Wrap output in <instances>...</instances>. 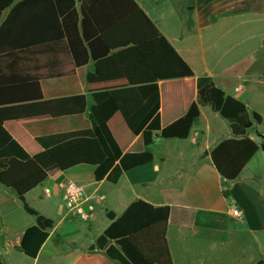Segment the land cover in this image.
Listing matches in <instances>:
<instances>
[{"label": "crops", "instance_id": "0c3cea01", "mask_svg": "<svg viewBox=\"0 0 264 264\" xmlns=\"http://www.w3.org/2000/svg\"><path fill=\"white\" fill-rule=\"evenodd\" d=\"M135 1L195 74L159 82L162 125L186 114L198 98L197 78L210 76L219 88L245 104L244 112L262 117L263 122L248 134L260 147L259 134H264V0ZM4 47L0 44V54H22L18 47L11 52ZM50 54V72L55 73L53 64L61 59L58 54L65 53L51 47ZM129 86L110 54L77 68L72 78L42 85L41 101L0 107L6 129L48 173L45 183L27 194L28 202L41 187L52 190L50 196L45 195L47 200L58 196L63 202L51 205L50 213L40 209L54 221V227L38 256L31 258L17 247L25 231L37 224L36 217L22 212L16 192L0 183L2 264H118L104 251L89 249L111 224L107 212L119 217L137 200L173 208L168 221L130 236L151 264H255L264 260V152L259 149L229 188L212 160L214 148L235 138L230 121L237 116L224 117L202 106L187 139H156L151 152L143 155L146 164L125 172L116 184L94 177L105 159L98 139L76 137L50 148L38 143V137L90 128L91 95ZM64 97L73 99L72 108L54 114L49 102ZM79 97L85 98V107ZM108 125L123 151H129L139 136L128 129L121 113H115ZM70 181L84 186L88 194L105 195L103 201L95 200L96 216L91 222L68 215L61 185ZM232 205L242 210L241 218L230 214ZM200 210L228 215L225 240L218 229L195 224ZM56 238L62 242L56 244Z\"/></svg>", "mask_w": 264, "mask_h": 264}, {"label": "trees", "instance_id": "16d2710c", "mask_svg": "<svg viewBox=\"0 0 264 264\" xmlns=\"http://www.w3.org/2000/svg\"><path fill=\"white\" fill-rule=\"evenodd\" d=\"M0 40L7 51L17 47L22 51L0 54V107L41 101L42 85L48 81L72 78L75 70L89 61L114 55L130 86L91 95L90 128L37 138L44 148L76 137L98 139L105 159L94 171L96 181L116 184L125 172L145 165L143 155L151 152L156 139H187L202 106L224 117L237 116L230 121L235 138L222 141L212 151L214 166L225 181H236L260 149L248 134L263 122L262 117L244 112L245 104L219 88L210 76L197 78L198 98L186 114L172 124L162 125L159 82L195 74L135 0H0ZM51 47L65 53L58 54L61 59L53 64L55 73L50 72ZM79 100L85 107V98ZM71 102L69 97L54 99L49 109L57 115L69 111ZM117 112L132 134L139 136L127 152L108 125ZM47 179L46 170L11 135L0 115V183L13 189L24 210L36 217L37 224L25 231L17 247L31 258L38 256L54 221L32 207L26 196ZM172 210L170 206L157 207L137 200L119 217L107 212L111 224L89 250L104 251L118 264H151L130 236L168 221ZM228 219L227 214L200 210L195 224L218 229L219 237L225 240ZM55 242L62 240L56 238Z\"/></svg>", "mask_w": 264, "mask_h": 264}, {"label": "built area", "instance_id": "2783aa9c", "mask_svg": "<svg viewBox=\"0 0 264 264\" xmlns=\"http://www.w3.org/2000/svg\"><path fill=\"white\" fill-rule=\"evenodd\" d=\"M61 189L68 215L86 223L91 222L96 216L95 200L103 201L105 199V195L99 192L88 194L84 186L73 181L61 185ZM44 193L50 196L51 188L44 187ZM230 214L236 218L243 216L242 210L236 205L230 207Z\"/></svg>", "mask_w": 264, "mask_h": 264}, {"label": "rangeland", "instance_id": "374dc122", "mask_svg": "<svg viewBox=\"0 0 264 264\" xmlns=\"http://www.w3.org/2000/svg\"><path fill=\"white\" fill-rule=\"evenodd\" d=\"M43 188L37 189L35 193H33L30 198H29V203L32 205V207L36 208L38 211H44L46 213H50L52 211L51 205L55 206V204H62L63 202L61 201V197H54L51 200L46 199L45 193L43 192ZM40 196L37 197V196ZM22 212H25L24 209L21 207ZM103 214H105V211H103ZM18 216V215H17ZM96 234V232H94ZM93 233V234H94ZM94 234V235H95ZM3 255V253H1Z\"/></svg>", "mask_w": 264, "mask_h": 264}, {"label": "water", "instance_id": "95a60500", "mask_svg": "<svg viewBox=\"0 0 264 264\" xmlns=\"http://www.w3.org/2000/svg\"><path fill=\"white\" fill-rule=\"evenodd\" d=\"M259 137L262 139V142L260 144V149L264 152V134L261 133L259 134ZM231 185L230 181H226V186L229 188ZM255 264H264V260H259L258 262H256Z\"/></svg>", "mask_w": 264, "mask_h": 264}]
</instances>
